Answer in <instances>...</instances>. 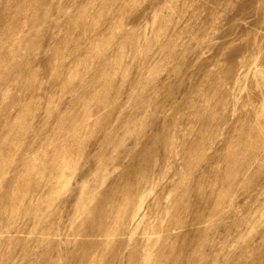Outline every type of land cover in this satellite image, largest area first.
Returning a JSON list of instances; mask_svg holds the SVG:
<instances>
[{
    "label": "rangeland",
    "instance_id": "obj_1",
    "mask_svg": "<svg viewBox=\"0 0 264 264\" xmlns=\"http://www.w3.org/2000/svg\"><path fill=\"white\" fill-rule=\"evenodd\" d=\"M0 264H264V0H0Z\"/></svg>",
    "mask_w": 264,
    "mask_h": 264
},
{
    "label": "bare ground",
    "instance_id": "obj_2",
    "mask_svg": "<svg viewBox=\"0 0 264 264\" xmlns=\"http://www.w3.org/2000/svg\"><path fill=\"white\" fill-rule=\"evenodd\" d=\"M150 148V147H149ZM147 154V153H146ZM126 157V156H125ZM163 158V157H162ZM154 173H156V172H154Z\"/></svg>",
    "mask_w": 264,
    "mask_h": 264
}]
</instances>
